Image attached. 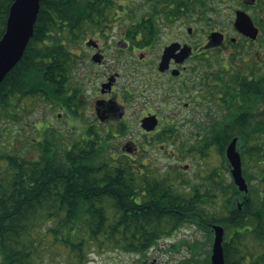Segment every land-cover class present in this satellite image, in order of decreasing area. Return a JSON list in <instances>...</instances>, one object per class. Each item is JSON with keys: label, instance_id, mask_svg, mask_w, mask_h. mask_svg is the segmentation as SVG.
I'll return each instance as SVG.
<instances>
[{"label": "trees", "instance_id": "16d2710c", "mask_svg": "<svg viewBox=\"0 0 264 264\" xmlns=\"http://www.w3.org/2000/svg\"><path fill=\"white\" fill-rule=\"evenodd\" d=\"M13 1L0 0V38ZM114 8L123 7L118 0H41L21 58L0 81V264L60 260L87 264L94 249L143 255L185 224L203 229L210 245L212 225H221L225 264H264L262 72L258 77L255 69L230 68L232 63H228V115L211 118L216 122L213 129L196 138L202 142L198 153L204 156V150L213 146L227 171L225 147L237 138L249 186L246 194L233 180L226 181L216 167L190 183L148 175L140 155H120L111 163L105 150L107 142L95 131L94 141H85L84 146L80 137L64 145L61 131L48 127L33 150L12 142L20 135L19 125L22 129L28 125L27 131L31 127L27 121L29 101L40 98L75 118L81 115L78 47L84 33L100 28L116 13ZM137 27L141 31L137 43L152 38L147 20L134 26L135 31ZM88 128L90 134L92 129ZM245 156L254 162L255 174L248 175ZM251 179L257 185H252ZM225 192L226 214L222 215L215 203ZM185 243L196 256L202 251L199 240ZM193 254L180 264H211L210 251L204 261Z\"/></svg>", "mask_w": 264, "mask_h": 264}, {"label": "flooded vegetation", "instance_id": "af4514ba", "mask_svg": "<svg viewBox=\"0 0 264 264\" xmlns=\"http://www.w3.org/2000/svg\"><path fill=\"white\" fill-rule=\"evenodd\" d=\"M216 4L223 6L221 23L214 17H208ZM118 5L123 8H114L116 13H112L100 28L85 32L78 47L81 61L77 79L83 88V92L78 94L82 103L79 108L81 115L75 118L63 109L71 120L81 122L84 129L80 131V143L83 146L85 141H94L93 131L101 133L100 137L107 142L105 150L109 153L107 157L111 163L118 159L117 151L133 158L132 154H135L134 157L141 153L144 156L140 148L144 151L152 148L162 150L166 143H179L175 116L181 113V92L192 98L191 102H184V106L200 109L201 115L207 118L204 123L194 120L191 123L202 131L210 132L216 124L212 123L211 118H223L228 115V65L218 62L213 67L212 63L204 61L208 58V53H205V56L202 54L211 50H221L228 54L238 53L241 46H252L254 50L264 48V0H142L145 11L141 15L136 14L129 6L128 0H118ZM239 13L249 17L256 30L255 38L244 34L240 29L237 21ZM183 17L205 23L208 29L204 45L196 48L192 43L181 41L174 36V27ZM142 19L150 24L152 38L142 40L144 44H139L137 42L141 39V31L139 27L135 31L134 26H139ZM144 24L146 23L142 25ZM191 31L192 27H187V32ZM213 33L217 34L215 38H211ZM169 34L168 41L162 43L161 38ZM176 43L179 46L175 45ZM184 45L190 47L186 58H182L183 52L181 54ZM138 50H145L146 57L143 53L135 55ZM108 56L113 61L112 66L108 65ZM220 58L226 61L225 56L220 55ZM118 63L124 68L132 69L127 76L136 73L142 77L137 80L133 76L131 84L135 80L140 83L133 87L121 83L120 74L112 69ZM85 65L89 70L82 69ZM95 65L104 66L107 71L102 74L96 70L92 71ZM256 70L259 77L260 69ZM95 80L100 81L99 86L90 89L91 96L95 94V98L86 101L88 96L85 93L89 92L88 87ZM116 88L119 90L116 91ZM152 92L155 93L153 97L150 96ZM159 92L162 94L159 95ZM118 98L121 99L119 103ZM158 103L161 104L160 107L152 106ZM212 103L215 104L214 107ZM88 108L92 111V118L97 121L95 124L84 123L83 113ZM127 109H142L139 131L143 138L138 143L129 140L123 144L120 142L117 146L114 141L130 131L127 120L122 119ZM214 109L217 111L213 112ZM87 127L92 129L90 134ZM142 163L144 164L143 161Z\"/></svg>", "mask_w": 264, "mask_h": 264}, {"label": "rangeland", "instance_id": "374dc122", "mask_svg": "<svg viewBox=\"0 0 264 264\" xmlns=\"http://www.w3.org/2000/svg\"><path fill=\"white\" fill-rule=\"evenodd\" d=\"M129 6L136 12V14H143L145 8L142 6V0H128ZM223 6L221 4L213 5V12L208 14V17H214L217 19L218 23L223 22V14L221 9ZM191 26L192 31L190 33L187 32V27ZM175 29V37H178L181 41L192 43L196 48L204 45L206 40V32L207 27L204 22H198L190 20L189 18H180L177 21ZM169 35H165L161 38L162 43L168 41ZM143 53L146 57L147 53L145 50L136 51L135 55H139ZM205 53H208V58H205L204 61H208V63H212L213 67L217 65L218 62H224L228 65V63H232L230 68H244L247 71L260 69V72L264 73V48L261 49H253L252 46L242 47L238 53L228 54V52L219 51V50H211L204 52L202 56H205ZM220 55L226 57V61L220 58ZM221 59V60H220ZM198 61V60H196ZM108 65L112 66L113 61L108 56ZM144 70V67H142ZM83 70L87 69L86 65L82 68ZM92 71H99L104 73L107 69L104 66L93 67ZM113 72L119 73V81L124 83V85H129V87H133L140 83L139 74H133L127 76L129 70L131 68H124L123 65L118 63L114 65L112 68ZM91 71V72H92ZM145 71V70H144ZM135 77L137 80L133 84L130 82L133 80L132 77ZM142 78V77H141ZM99 80L92 81V85L88 87L89 92L85 93L86 101L93 100L95 98V94L91 96L90 89H93L99 86ZM140 86V85H138ZM121 86H119L120 89ZM141 87V86H140ZM116 88V91L119 90ZM94 91V90H93ZM162 92H159V95ZM155 93L152 92L150 96H154ZM182 102L180 103L181 113L180 115L175 116V120L177 121L176 131L179 143L173 145L172 143L164 144V149L160 150L159 148H152L144 151L142 148L139 150L143 151L139 154L141 157L147 158L149 160H143L144 167L142 168L144 171L148 172V175L152 177H169L173 180L185 179L193 183L195 181L203 179L208 172H210L213 167L220 172V175L226 180H231L230 172L224 169L222 164V156L219 152L215 150L213 146H208L204 151L206 155L201 156L198 153V146L201 145L202 142L196 141V138L202 137L207 132L200 130L191 122L194 121H203L206 122L207 118L201 115L200 109L194 108H186L184 106V102H191L192 98L190 95L181 92ZM121 101L120 98L117 99L119 103ZM161 106L160 103L153 104L152 106ZM213 107L215 104H211ZM27 108L30 111L28 116V124L31 126L27 131V126L22 129V125H19L17 129H19L18 133L20 135L13 137L12 142L16 144L19 148H26L33 150V144L36 140H40L43 137V132L46 130V127L50 130L61 131L64 145L71 144L76 141L78 137H80V131L83 129L80 121L71 120L66 112L59 106L50 105V103H46L42 101L40 98L35 99L33 102L29 101L27 103ZM216 112L217 110H212ZM142 109L140 110H129L124 113L122 119H126L128 122V126L130 131H127L123 137L119 136L117 140L114 141V145L123 144L126 141L132 140L134 142H139L142 140L143 135L140 134L139 131V119L141 117ZM220 112V111H218ZM91 109L88 108L84 111V123H92L95 124L97 121L94 120L91 116ZM91 120V121H90ZM180 123L178 124V122ZM198 123V122H197ZM43 130V132H42ZM27 133V134H26ZM54 138V137H52ZM123 138V139H122ZM57 139L58 138H54ZM120 139H122L120 141ZM203 139V138H202ZM168 142V141H167ZM110 145H112L110 143ZM180 145V146H179ZM178 146L177 148H175ZM159 147V146H158ZM27 151V150H26ZM119 156L121 155V151H117ZM141 152V151H139ZM156 155V156H155ZM135 154H132L134 157ZM154 157V158H153ZM245 168L248 172V175L255 174L254 162L248 159L246 156ZM243 167V166H242ZM247 175V174H246ZM203 182V181H201ZM250 183L252 185H257V181L255 179H251ZM227 192L219 195V202L215 203V207H219V211H222V215L226 214V209L223 207L225 203V198L227 197ZM210 206L214 204H209ZM216 210V212H219ZM206 232L198 227L197 225L185 224L182 225L178 230H176L173 234L169 236H165L157 241V244L153 245L149 248L143 255L125 252L120 250H98L94 249L89 253L87 264H180L181 261L190 258L193 254L192 248L188 246L185 241L194 242L195 240L201 241L202 251L200 254L196 256V258L204 259L208 256L210 251L211 253V245L206 240ZM212 243V242H211ZM254 243H251L253 245ZM208 251V253H207ZM210 255V254H209ZM48 264H67L64 260H60L57 262H51ZM188 264H192L188 262Z\"/></svg>", "mask_w": 264, "mask_h": 264}, {"label": "water", "instance_id": "95a60500", "mask_svg": "<svg viewBox=\"0 0 264 264\" xmlns=\"http://www.w3.org/2000/svg\"><path fill=\"white\" fill-rule=\"evenodd\" d=\"M41 0H14L9 8L5 31L0 38V81L5 74L19 61L24 49L32 36L34 23L40 7ZM238 23L242 32L251 38L256 37V30L248 16L238 14ZM217 34L213 33L211 38ZM218 43V42H217ZM175 45L179 46L178 43ZM183 57L189 55L190 47L183 46ZM225 158L230 167V175L234 185L240 192L247 193L249 186L242 171V159L237 149V138L234 137L225 147ZM240 208L241 203H237ZM213 239L210 253L211 264H225L222 240L224 228L219 224L212 225Z\"/></svg>", "mask_w": 264, "mask_h": 264}]
</instances>
